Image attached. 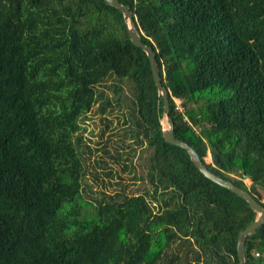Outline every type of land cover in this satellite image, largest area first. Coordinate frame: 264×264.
<instances>
[{"label": "trees", "instance_id": "16d2710c", "mask_svg": "<svg viewBox=\"0 0 264 264\" xmlns=\"http://www.w3.org/2000/svg\"><path fill=\"white\" fill-rule=\"evenodd\" d=\"M119 2L154 52L174 137L264 208V0ZM95 104L121 111L124 131L150 149L133 191L84 183L79 119ZM163 116L121 10L0 0V264H238L237 236L257 212L164 139ZM103 170L106 182L93 183H121ZM244 258L264 264V223L245 237Z\"/></svg>", "mask_w": 264, "mask_h": 264}, {"label": "rangeland", "instance_id": "374dc122", "mask_svg": "<svg viewBox=\"0 0 264 264\" xmlns=\"http://www.w3.org/2000/svg\"><path fill=\"white\" fill-rule=\"evenodd\" d=\"M177 106L180 107L179 99L174 98ZM181 108V107H180ZM97 104H95L89 112L79 119L80 131L79 134L82 137V141L87 146H81L80 157L83 162L85 169V184H89L90 189L96 192H100L101 189L107 191V193H113L119 190L120 187L125 186V188L130 190H135L136 185H132L134 182L133 176H139L142 172V168L145 170L147 164V154H149L150 149L147 147H138L133 141V138L129 137L128 132H125L122 125L121 111L106 112L100 114L96 111ZM162 128L166 129L169 125V120L165 116L161 119ZM127 154L128 152L132 151ZM107 150L110 153H114L115 150L122 154L123 160L116 163L113 159H108L107 154L104 152ZM128 156L127 159H124ZM98 157H103L107 160L105 168H102L101 162L98 161ZM206 162H211V155L208 152L205 157ZM127 165L125 169L124 165ZM111 168L115 171L113 174L117 173L122 176L121 183L115 184L113 186H101V182H106L108 177L105 176L104 170ZM97 174L101 182L98 184L93 183L92 176ZM115 178L113 181L117 180ZM246 183L249 181L246 179ZM138 185H141L138 183ZM93 193V192H92ZM93 193V194H94Z\"/></svg>", "mask_w": 264, "mask_h": 264}, {"label": "water", "instance_id": "95a60500", "mask_svg": "<svg viewBox=\"0 0 264 264\" xmlns=\"http://www.w3.org/2000/svg\"><path fill=\"white\" fill-rule=\"evenodd\" d=\"M105 1H107L109 4L113 5L114 7L118 8L119 10H121L122 15H123L124 25L126 27L128 35L130 37V40L132 41V43L134 45L142 48L145 51L146 55L148 56V59L150 62L151 72L153 75V79H154V82H155V85L157 87L158 92L162 96L165 115L169 120L168 127L166 129L162 128L164 139L169 143H172V144H175V145H178V146L184 148L187 151V153L189 154L190 159L193 162V164L197 167V169L204 176H206L207 178L214 181L215 183H217L223 187H226L227 189L235 192L236 194H238L239 196L244 198L248 202V204L257 212V216L254 219V221L239 232V234L237 236V240H236V252H237V257H238V264H246L245 258H244L245 237L248 234L255 231V229L259 225L264 223V208L252 197V195L248 191L238 187L237 185L233 184L231 181L226 180L223 177H221V176L215 174L214 172H212L211 170H209L200 161L197 153L188 143H186L185 141H183L181 139H177L174 137L173 131H172L173 130V122L171 121L170 117L168 116L167 90L161 82V77H160L159 69L157 66V61H156V58H155V55H154L152 48L150 46L144 44L141 41V39L137 33V30L135 28V25L133 23V18L131 16L127 6L120 3L119 0H105Z\"/></svg>", "mask_w": 264, "mask_h": 264}, {"label": "built area", "instance_id": "2783aa9c", "mask_svg": "<svg viewBox=\"0 0 264 264\" xmlns=\"http://www.w3.org/2000/svg\"><path fill=\"white\" fill-rule=\"evenodd\" d=\"M255 254H256V255H258V253H257V252H256Z\"/></svg>", "mask_w": 264, "mask_h": 264}]
</instances>
